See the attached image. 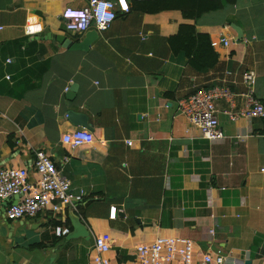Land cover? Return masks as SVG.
<instances>
[{
	"label": "crops",
	"instance_id": "obj_1",
	"mask_svg": "<svg viewBox=\"0 0 264 264\" xmlns=\"http://www.w3.org/2000/svg\"><path fill=\"white\" fill-rule=\"evenodd\" d=\"M88 1L0 0V169L32 167L42 149L87 194L60 213L18 221L2 206L0 264H89L95 234L112 245L114 264L131 261L137 246L159 235L192 239L202 252L222 249L239 264H264V119L232 122L223 112L229 101L219 99L225 138L211 141L178 109L181 99L214 86L236 94L233 110L246 108L247 71L264 103V0H234L191 19L180 10L141 12L133 8L141 0H127L130 12L117 9L88 50L65 47L57 35L78 43L95 30L70 32L62 17ZM182 24L212 47L192 30L174 38ZM213 50L217 62L206 68ZM69 110L84 114L88 127ZM83 128L94 142L68 148L63 136ZM72 214L88 236H72ZM56 226L71 231L58 236Z\"/></svg>",
	"mask_w": 264,
	"mask_h": 264
},
{
	"label": "built area",
	"instance_id": "obj_2",
	"mask_svg": "<svg viewBox=\"0 0 264 264\" xmlns=\"http://www.w3.org/2000/svg\"><path fill=\"white\" fill-rule=\"evenodd\" d=\"M107 5V7H105ZM123 13L130 11L127 0H89L82 8H67L63 12V21L68 31L83 33L91 27L105 31L117 17L116 10ZM221 41L229 45L231 40L222 37ZM217 41L214 45H217ZM248 88V106L242 110H233L235 93L225 86H214L200 89L181 99L178 109L202 132V136L211 141L225 138L220 126L216 102L219 99L229 101L230 108L223 112L233 121L240 117L263 118L264 103L254 96L256 75L254 71H247L243 76ZM68 90V89H67ZM94 134L89 129H78L63 136V142L70 149H75L93 143ZM130 144L131 141H128ZM68 162L69 156L64 157ZM264 171V168L262 169ZM34 172L35 179H32ZM86 192L81 189L75 191L70 179L53 161L50 155L42 150H35V161L32 167H6L0 169V208L2 202H9L5 216L9 220L35 218L45 211L60 213L63 208L76 206L85 200ZM117 208L112 206L110 218L115 219ZM56 235L67 236L69 227L56 226ZM214 234V229L210 230ZM135 257L126 264H239L242 260L230 258L222 249L216 252H202L197 249V243L182 236L159 235L150 243H143L136 247ZM112 245L102 236L94 235V245L90 252L89 264H114L109 257Z\"/></svg>",
	"mask_w": 264,
	"mask_h": 264
},
{
	"label": "trees",
	"instance_id": "obj_3",
	"mask_svg": "<svg viewBox=\"0 0 264 264\" xmlns=\"http://www.w3.org/2000/svg\"><path fill=\"white\" fill-rule=\"evenodd\" d=\"M233 1L234 0H141L135 1L133 8L146 13H157L165 10H180L185 18L191 19L197 18L206 12L222 9L227 2ZM190 30L199 35V39H205L202 43L208 44V47H212L210 38L205 35L198 34L195 30V26L190 24H182L174 38L184 37L189 33ZM187 45L188 43L185 44V46ZM212 54L214 55V63L209 64V66L206 68L214 66V64L217 62L218 53L213 50ZM192 56L193 58H199V54L196 55V53H193Z\"/></svg>",
	"mask_w": 264,
	"mask_h": 264
},
{
	"label": "water",
	"instance_id": "obj_4",
	"mask_svg": "<svg viewBox=\"0 0 264 264\" xmlns=\"http://www.w3.org/2000/svg\"><path fill=\"white\" fill-rule=\"evenodd\" d=\"M233 27L238 32L239 38L243 39V32L242 29L235 24H233ZM96 36H98L97 30H91L88 31L86 37L83 41H80L78 43H72L70 39H68L66 36L63 35H57L59 42H61L65 47H70L71 49H83L88 50L92 42L96 39ZM77 90V86L72 85L71 89L67 93V98L69 100L75 99L76 95L75 92ZM69 116L70 118L81 127H88V121L87 117L82 113H77L76 111L69 110ZM3 203V209H6V206L9 202L5 201ZM77 205V203H75ZM75 212V211H74ZM73 227H74V233L72 236L75 235H87L89 234V231L84 223L81 222V217L77 216L76 214H72L71 216ZM79 231V233L77 232Z\"/></svg>",
	"mask_w": 264,
	"mask_h": 264
},
{
	"label": "clouds",
	"instance_id": "obj_5",
	"mask_svg": "<svg viewBox=\"0 0 264 264\" xmlns=\"http://www.w3.org/2000/svg\"><path fill=\"white\" fill-rule=\"evenodd\" d=\"M89 2V1H88ZM129 4V3H128ZM130 6V5H129ZM105 7H107V5H105ZM120 11V10H119ZM116 12H117V10H116ZM121 12V11H120ZM130 12V11H129ZM123 13V12H122ZM128 13V12H127ZM117 18V17H116ZM65 25V24H64ZM111 27V26H110ZM66 28V27H65ZM95 30H97L96 28H95ZM88 31V30H87ZM97 31H99V30H97ZM84 33V32H83ZM81 34V33H80ZM86 129V128H85ZM110 209H111V207H110Z\"/></svg>",
	"mask_w": 264,
	"mask_h": 264
},
{
	"label": "rangeland",
	"instance_id": "obj_6",
	"mask_svg": "<svg viewBox=\"0 0 264 264\" xmlns=\"http://www.w3.org/2000/svg\"><path fill=\"white\" fill-rule=\"evenodd\" d=\"M227 3H228V2H227ZM227 3H226V4H227Z\"/></svg>",
	"mask_w": 264,
	"mask_h": 264
},
{
	"label": "snow or ice",
	"instance_id": "obj_7",
	"mask_svg": "<svg viewBox=\"0 0 264 264\" xmlns=\"http://www.w3.org/2000/svg\"><path fill=\"white\" fill-rule=\"evenodd\" d=\"M122 2H123V0H122Z\"/></svg>",
	"mask_w": 264,
	"mask_h": 264
}]
</instances>
